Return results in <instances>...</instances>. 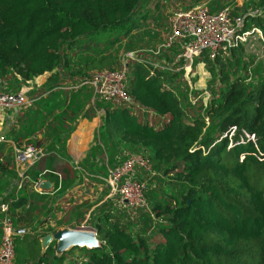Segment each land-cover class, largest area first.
<instances>
[{"label":"trees","instance_id":"trees-1","mask_svg":"<svg viewBox=\"0 0 264 264\" xmlns=\"http://www.w3.org/2000/svg\"><path fill=\"white\" fill-rule=\"evenodd\" d=\"M146 1L0 0V82L4 91L14 94L12 90L44 74L51 79L57 74L55 87H61L58 69L64 52L83 40L112 36L113 31L116 35L111 38L118 39L123 35L118 36V30L130 24ZM200 2L216 12L229 0H189L184 9ZM244 8L255 12L244 18V29H264V0H249ZM229 12L236 16L235 10ZM237 49L227 51L234 59H221V52L212 59L203 52L195 59L193 65L202 63L209 75L205 88L209 99L204 105L190 103L181 73L132 61L126 64L125 91L136 106L96 100L91 105L90 88L73 89L86 81L81 79L67 81L70 87L55 88L52 94L41 93L34 98V107L31 104L17 111L4 139L14 146L25 143L31 147L37 135L46 140L44 152L27 168L32 182L52 180L57 193L75 183L76 171L68 162L64 144L74 123L91 117L87 108L102 113L98 128H110L116 145L127 153L146 155L150 170L167 178L169 193L153 194L145 189L149 211L142 212L136 228L116 215L99 213L91 223L99 248L76 264H264V72L254 66L253 80L240 76L239 71L246 72V64L235 54ZM170 54L162 51L159 57L170 62ZM116 66L114 57L106 55L87 58L81 67L86 72L115 70ZM94 138L100 137L95 133ZM101 141L79 162L81 171L93 170L91 160L98 151L105 159L99 168L102 174L113 163L111 150L107 153L105 140ZM4 145L0 143V152ZM10 151L8 145L7 155L0 161V198L16 176ZM56 160L64 161L53 170ZM45 197L35 196L37 200ZM8 201L2 197L0 203ZM23 201L18 198L11 205ZM14 244V264L48 260L61 264L66 255L54 256V243L40 255L36 238L24 245Z\"/></svg>","mask_w":264,"mask_h":264},{"label":"rangeland","instance_id":"rangeland-1","mask_svg":"<svg viewBox=\"0 0 264 264\" xmlns=\"http://www.w3.org/2000/svg\"><path fill=\"white\" fill-rule=\"evenodd\" d=\"M248 1L249 0H229V2L224 5V8L228 11L235 10L236 16H253L255 12L250 10L251 13H254L252 15L244 8ZM188 6L189 0H147L137 10L130 24L125 26L123 30H118V36H120L123 32V35H121L118 39L111 38L116 35V32L113 31L110 33L112 36L98 35L93 37L91 40H83L80 44H75L71 47V49L64 52L61 67L58 69L59 73L62 75V78L60 79L61 87H55L59 82V79H56V77L59 78L57 74L52 75V79L49 74H44L30 82L25 83L18 89L12 90V92H16L29 100L31 98L38 97L41 93L42 95L45 92L46 95L47 93L52 94L54 93L53 91H56L55 88L59 89L63 87H70V84H67V81L70 83L72 81H80L81 79L87 80V77H90L91 73L96 71V69L86 72L82 70V62L87 58L112 55L117 63V66L115 67L116 69L120 68L122 63L125 62L122 60V57L126 53L133 54V57L125 63L140 60L152 64H160V62L165 60L164 56L155 57L152 56L149 51H153L163 42L164 35L167 33V22L171 12L177 9H184ZM128 27L129 29L126 30ZM260 33L263 42L260 41L258 35H256L251 40L238 46L235 53L237 56L239 55L246 64V72L243 73L239 71V75L246 76L250 80L254 79L252 78L251 73L254 66L260 68L261 73L264 72V29H262ZM173 50L176 51L175 48ZM219 57L221 59L228 57L234 59L230 56L229 52L220 54ZM180 81L185 84L187 88V96L190 97L189 101L193 106L206 104L209 99V94L206 92L205 88L209 82V75L204 69L202 63L193 65L192 70L187 77H180ZM78 84L79 83H77V85ZM83 86L86 87L85 85ZM1 87L2 86H0V89ZM4 89L5 86L2 87V91L6 93ZM32 106L34 107L33 104ZM21 110L23 109L9 110L8 115H12L13 117L6 123L4 121V130L2 129L3 131H1L0 136H2V133L6 131L5 128H8L10 124H14L12 122H15L17 111ZM86 112L91 115V117L87 120L91 121L92 119V127L95 125L93 127V129H95L94 132L100 137L99 139L94 138L92 144H102L101 140L103 138L105 140L103 142L105 151L108 153L109 149L111 150L113 163L123 160L127 152L120 146L116 145L114 132L105 126L98 128L102 113L98 110L94 111L88 108L86 109ZM4 116L5 111L1 115L0 122H2ZM83 119L84 118H82V120ZM2 124L3 123H0V126ZM33 140V147L23 143L15 146V150L22 151L23 148L30 146L33 150L43 153L46 146V140L43 136L37 135V137ZM137 155L147 160L146 155ZM10 156L13 157V151H10ZM95 159H97V163H94ZM63 161L64 160H59L57 163L53 162L52 169H58L60 166L58 164H61ZM91 162L94 163L93 170L91 172L81 171L80 163L72 164L75 168L76 178L78 181L72 187L71 192L68 193V200L66 199L65 201V203H68L70 206H66V210H55V212L48 215L49 219L54 222L55 227L53 229L57 230V228L62 229L68 227L67 229L73 228L70 230L92 231V221L99 213H103L104 211L111 215L118 216L120 220L128 222L129 226L136 228L140 222V215L144 211L148 213L149 206L141 210H130L121 206L117 200V196L114 197L110 193L108 187H106L105 183L98 179L105 178L107 174V170H104V174H102L99 170L100 164L103 162L105 163L103 153H101V151H98V153L96 152V155ZM113 163H109L108 170L112 168ZM89 174H92L94 178L89 177ZM136 177L139 182L144 184L146 192L153 191V194H161L163 192L169 193L166 185L167 178H165L160 172L157 174L153 170L147 172L139 168L136 170ZM85 196L90 197L89 200L82 201V198ZM61 208H63V206H61ZM59 211L61 214H59ZM56 217L59 219L57 220ZM72 220L74 223H70ZM89 252L90 251L85 249H70L66 252L65 258L61 264H76L81 262L87 258ZM20 264H23V261H20ZM51 264H54V262L51 261Z\"/></svg>","mask_w":264,"mask_h":264},{"label":"built area","instance_id":"built-area-1","mask_svg":"<svg viewBox=\"0 0 264 264\" xmlns=\"http://www.w3.org/2000/svg\"><path fill=\"white\" fill-rule=\"evenodd\" d=\"M247 16L251 15L245 17ZM245 17L231 16L226 8L210 12L205 2H200L187 9L174 10L168 18L167 33L164 35L163 42L149 53L152 56L159 57L162 51L170 54L175 48L176 52L170 54V62L163 60L160 64L146 63L158 70L172 73L179 72L181 77L186 78L192 70L194 60L203 52H206L209 59H212L216 54L220 52L223 54L232 48H237L256 35L263 42L257 27L250 26L244 29ZM132 57L133 54L126 53L122 60L127 62ZM125 62L115 70L101 69L92 72L86 81L74 86L73 89L83 85L90 88L92 92L91 105L96 100L103 103H120L129 107L136 106L132 104L131 98L125 91L127 64ZM0 86L4 87L5 85L0 82ZM2 87L0 89V113L25 109L34 100V98L28 100L17 93H4ZM188 100H190V97H188ZM3 142V136H0V143ZM40 155L39 151L33 150L30 146L23 148L22 151L13 150V164L18 176V188H20L23 181L26 168L32 165ZM139 168L150 172L148 160L137 154L126 153L121 162L107 170L105 178H100L108 187L110 193L114 197L117 196L119 204L130 210H141L147 207L144 197L145 186L136 180V170ZM57 179H59L58 176ZM38 185L37 183L35 186L38 187ZM15 238L16 233L9 211V203L1 202L0 264H14Z\"/></svg>","mask_w":264,"mask_h":264},{"label":"crops","instance_id":"crops-1","mask_svg":"<svg viewBox=\"0 0 264 264\" xmlns=\"http://www.w3.org/2000/svg\"><path fill=\"white\" fill-rule=\"evenodd\" d=\"M8 112L9 111H5V116L2 119V122H0V123H3L0 126V133L1 131L4 130L3 128L4 121L6 123L7 121H10L13 117L12 115H8L9 114ZM2 113H4V111ZM2 113H0V120H1ZM93 127H92V119L91 121H88L86 119H83V120L81 119V120H78L76 124H74L73 129L71 133L68 135V138L66 139V142L64 144V152L67 158L69 159L68 162L70 165L79 163L85 157L89 148L93 146L92 142H93V137L95 134L94 132L95 129H93ZM3 134L4 132L2 133V136ZM3 143L5 145L3 146L0 152V161L4 160L5 156L7 155L8 145L11 147L12 151L15 149V146L8 140L4 139ZM58 161L59 160H56L55 162L57 163ZM94 163H97V161ZM62 164L63 162H61V164H58L60 165L59 168L61 167ZM24 167L26 168V165ZM26 171H27V168L25 170L23 181L20 184V188H18L19 187V185L17 184L18 176L15 171V175H16L15 178H11L9 180V183L6 189L1 194V198L2 197L9 198V201H8V203H10L9 211L11 214L13 227L16 233L15 241L17 242V245L19 244L24 245L26 241L32 238H36L39 243L40 255H41L46 249V247L41 248V245H40L41 238L45 235L52 234L53 232L56 231V229H53L55 227L54 222L53 220L49 219L48 215L55 212V210L56 211L62 210V209L66 210V206L67 207L70 206L68 203H65V201L66 199L68 200L69 198L68 193L71 192L72 187L76 184L78 179H76L75 183L72 186H70L65 192L57 193V191L53 190L54 184L52 180L37 178L34 182H32L27 177ZM88 176L93 177L92 174H89ZM44 181L51 184V190L48 193H45V196H46L45 198L37 200L35 196H39L40 194H44V193H40L38 190V187H36L35 185L37 183L39 184L40 182H44ZM18 198H23L24 201L21 203V205L13 207V205L11 204L15 203ZM89 198L90 197L85 196L84 198H82V201L89 200ZM61 206H63V208H61ZM59 214H61L60 211H59ZM56 219L58 220L59 218L56 217ZM70 223H74V221L72 220ZM70 229H73V228H70ZM50 243H53V242H50ZM17 259L19 260V254L17 256ZM41 264H51V261L48 260L47 262H43Z\"/></svg>","mask_w":264,"mask_h":264},{"label":"water","instance_id":"water-1","mask_svg":"<svg viewBox=\"0 0 264 264\" xmlns=\"http://www.w3.org/2000/svg\"><path fill=\"white\" fill-rule=\"evenodd\" d=\"M38 190L40 193H48L51 190V184L45 181L40 182ZM50 242L54 243V256H60L70 249L94 251L99 248L94 232L88 230L57 229L52 234L41 238V248L47 247Z\"/></svg>","mask_w":264,"mask_h":264}]
</instances>
